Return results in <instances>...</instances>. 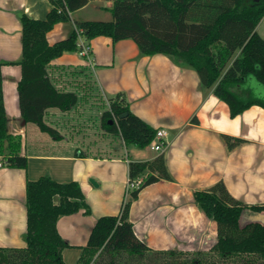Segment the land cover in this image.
<instances>
[{"label":"crops","instance_id":"1","mask_svg":"<svg viewBox=\"0 0 264 264\" xmlns=\"http://www.w3.org/2000/svg\"><path fill=\"white\" fill-rule=\"evenodd\" d=\"M53 1L57 0H0V64L8 129L21 136L22 155L28 159L27 169L21 170L8 168L0 157V247L26 246L28 180L48 176L59 183L78 182L91 214L81 211L57 223L59 234L71 246L63 252L65 263L70 258L71 264H77L98 219L120 215L130 163L152 161L164 154L173 181L145 188L132 203L130 221L135 234L156 252L204 251L209 245L211 249L217 243V224L197 206L195 193L223 182L244 204H264V108L254 106L232 118L229 106L212 90L202 88L193 68L162 54L141 56L131 39L115 43L98 37L90 42L89 58L66 52L51 62L52 83L83 99L78 86L86 79L107 105L109 99L126 94L135 115L155 130L167 132V147L160 153L127 146L120 136L99 129V117L95 125L88 123L92 108L74 117L78 106L67 113L47 111L46 123L61 136L53 139L21 115L18 84L22 70L17 65L22 59L21 16L45 20ZM96 1L75 12L68 24H57L47 35L49 45L69 38L76 23L112 21L113 1L98 0L105 3L106 20H98L103 11L93 7ZM263 22L264 18L258 31ZM223 135L245 143L230 151Z\"/></svg>","mask_w":264,"mask_h":264},{"label":"trees","instance_id":"2","mask_svg":"<svg viewBox=\"0 0 264 264\" xmlns=\"http://www.w3.org/2000/svg\"><path fill=\"white\" fill-rule=\"evenodd\" d=\"M93 1H53L54 7L45 20L21 16L22 59L17 65L21 66L22 78L18 96L26 123L59 139V133L46 123L47 111L67 113L82 101L76 93L57 89L48 72L49 64L66 52L81 53L77 30L87 45L98 37H109L115 43L131 39L141 56L162 54L193 68L202 88L212 90L225 102L232 118L254 106L264 108V96L248 87L253 79L264 86V39L257 32L264 18V0H106L114 3L112 21L76 23L69 38L49 45L48 33L57 24L71 22L75 12ZM2 66L0 157L8 168L26 170L28 159L22 155V138L8 129ZM102 129L120 136L127 146L140 149L148 148L157 135V130L131 111L124 93L109 99ZM222 139L230 151L245 143L227 135ZM142 177L143 184L130 191L120 215L98 219L77 264H165L170 257L185 254L177 250L156 252L136 236L130 221L132 203L145 188L173 181L164 154L152 161L130 163V181ZM26 188V246L0 247V264H66L63 252L71 246L59 234L57 223L81 211L91 214L81 185L59 183L45 176L28 180ZM195 202L217 224V243L208 253H196L184 262L168 264H264V204H244L230 194L223 182L196 192Z\"/></svg>","mask_w":264,"mask_h":264},{"label":"rangeland","instance_id":"3","mask_svg":"<svg viewBox=\"0 0 264 264\" xmlns=\"http://www.w3.org/2000/svg\"><path fill=\"white\" fill-rule=\"evenodd\" d=\"M104 5H105V3H103L102 1H98V0L95 3H93V7L103 11L101 14H99V17H97V18H100L98 20H106V19H104V18H106L105 17L106 14H104L105 10L103 9ZM257 31H258V29H257ZM258 32H259V35L263 38L264 37V22L260 26ZM72 83L77 84L79 82H72ZM248 87L250 89H254V91L257 95L264 96V86L261 85L255 79H253V81L249 83ZM78 88L83 91L84 97H83L82 101L79 103L76 112H74V117L78 118L81 110H83L84 108L90 107V109L92 108L93 114L91 116H89L88 123L90 125H93V124L95 125V123H97V120L99 117L100 121L98 123H99V127H101L102 126L103 113L108 110L107 109L108 105H107L106 101L103 99V97L101 96L100 93H98L95 89L91 88V86L88 85V82H86V79H84V81L82 83H80ZM99 129L102 130V127ZM210 246L211 245H209L207 247L208 249L204 250V251H185V252L182 251L183 253H185L187 255H185V254L179 255L178 254L176 258L170 257L169 259H167V262L165 260V264H168V262L169 263H175L177 261L178 262H184L188 259L187 257H192L196 253H208L211 250ZM68 264H71L70 258H68Z\"/></svg>","mask_w":264,"mask_h":264},{"label":"built area","instance_id":"4","mask_svg":"<svg viewBox=\"0 0 264 264\" xmlns=\"http://www.w3.org/2000/svg\"><path fill=\"white\" fill-rule=\"evenodd\" d=\"M77 33L79 35V46L81 47L82 51H81V55L85 58H89L90 56V47L89 45H87V43L84 41L83 37H82V33L80 31L77 30ZM167 132L165 130H158L157 131V135L155 140L151 143V145L149 146L150 149H152L153 151L156 152H160V153H164L167 144L165 143V138H166ZM0 167H3V164L0 163ZM144 178H139L137 180L134 181H130L129 179V183L127 185V196L129 195L130 191L135 190V189H139L141 187V185L143 184Z\"/></svg>","mask_w":264,"mask_h":264},{"label":"water","instance_id":"5","mask_svg":"<svg viewBox=\"0 0 264 264\" xmlns=\"http://www.w3.org/2000/svg\"><path fill=\"white\" fill-rule=\"evenodd\" d=\"M253 2H254V3H260L261 0H253ZM125 116H126V115H123L122 117H125ZM90 182H91L93 185L98 186V185L96 184V182H95L93 179H91Z\"/></svg>","mask_w":264,"mask_h":264}]
</instances>
